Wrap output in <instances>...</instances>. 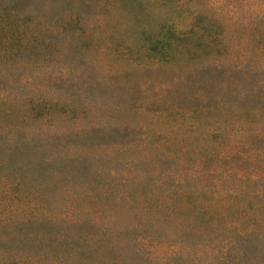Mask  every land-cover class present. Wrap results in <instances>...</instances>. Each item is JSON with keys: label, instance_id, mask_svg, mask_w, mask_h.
Wrapping results in <instances>:
<instances>
[{"label": "trees", "instance_id": "trees-1", "mask_svg": "<svg viewBox=\"0 0 264 264\" xmlns=\"http://www.w3.org/2000/svg\"><path fill=\"white\" fill-rule=\"evenodd\" d=\"M163 1L0 0V264H264V32L233 41L229 28L244 23L224 21L220 33L205 26V10L196 0H175L171 9ZM186 6V15L179 18ZM235 10L237 6L230 11ZM132 27L144 37L145 59L135 58L131 65L177 73L158 92L168 95L140 109L148 111L153 103L165 107H156L155 116L216 117L204 132L214 142L203 156L214 158L216 166L171 172L173 187L164 198L150 196L158 208L142 217L144 223H154L184 212L181 206L193 208L194 217L203 220L200 236L212 232V238L197 246L174 247L162 256L129 248L128 237L112 229L114 214L105 215L100 208L80 211L72 204L58 208L48 194L59 187L49 179L56 158L48 149L69 134L119 146L131 124L84 126L78 120L70 127L69 114L58 119L55 113L66 102L58 91L45 92L46 86L38 83L44 71L41 56L49 58L58 38L74 46L78 38ZM181 59L186 67L178 69ZM219 162L246 166L223 167ZM208 175L213 184L198 182ZM133 199L129 190L121 195V200Z\"/></svg>", "mask_w": 264, "mask_h": 264}, {"label": "rangeland", "instance_id": "rangeland-1", "mask_svg": "<svg viewBox=\"0 0 264 264\" xmlns=\"http://www.w3.org/2000/svg\"><path fill=\"white\" fill-rule=\"evenodd\" d=\"M174 2L164 0L162 3L171 9ZM196 3L205 10L202 18L205 26H215L220 33L224 21L231 25L237 23L234 21L245 24L229 28L233 41L264 32V0H196ZM233 6H237V10L230 11ZM187 10L186 6L178 12L179 18L184 17ZM108 31L112 33L78 38L74 46H66L67 38H58L56 45L50 48L49 58L41 56L44 71L38 83L46 86L45 92L58 91L66 102L55 113L58 119L61 120L64 113L69 114L70 127L78 120L84 126L93 122L131 124L129 135L121 138L119 146L91 143L88 137L79 139L81 134H69L67 139L48 149V154L56 158L51 162L53 174L49 179L59 184L48 193L50 201L58 208L72 204L80 211L100 208L105 210V215L114 214L112 229L123 238L128 237L129 248H141L148 255L162 256L185 244L197 246L210 240L212 232L200 236L198 229L203 220L194 217L193 208L186 210L181 206L184 212L154 223H144L142 217L149 218L147 216L155 214L158 208L150 202V196L164 198L162 196L173 187L171 172L185 174L183 169L210 170L216 166L218 162L214 158L203 157L214 142V136L204 132L212 127L216 117L173 112L155 116L156 107L162 110L165 107L153 103L148 111L141 110L143 104L168 95H158V92L177 73L166 67L132 66V62L137 63L135 58L143 57V35L134 27L127 32L116 28ZM126 51L129 53L124 55ZM185 67L181 59L178 69ZM177 104L179 102L174 105ZM130 141L137 144L130 146ZM65 156H70L71 160L64 162ZM219 164L246 166L241 162ZM162 178L166 180L165 185L158 187L156 182ZM199 179L200 183H214L213 176ZM61 186H69L71 190L65 193ZM127 190L134 198L131 201L121 200ZM106 193L108 197H104ZM142 236L145 239L139 244Z\"/></svg>", "mask_w": 264, "mask_h": 264}]
</instances>
